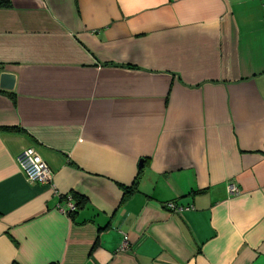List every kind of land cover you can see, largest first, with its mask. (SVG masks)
<instances>
[{
  "label": "crops",
  "instance_id": "crops-1",
  "mask_svg": "<svg viewBox=\"0 0 264 264\" xmlns=\"http://www.w3.org/2000/svg\"><path fill=\"white\" fill-rule=\"evenodd\" d=\"M3 71L0 264H264V0H0Z\"/></svg>",
  "mask_w": 264,
  "mask_h": 264
},
{
  "label": "built area",
  "instance_id": "built-area-1",
  "mask_svg": "<svg viewBox=\"0 0 264 264\" xmlns=\"http://www.w3.org/2000/svg\"><path fill=\"white\" fill-rule=\"evenodd\" d=\"M18 162L26 175V177L32 182H38L41 184H51L53 178V171L47 164V162L40 156L37 150L33 147L25 149L19 156ZM231 193H237L238 189L234 185L229 186ZM68 208L60 207V210L64 213H73L77 210L78 206L72 202L71 196H67ZM169 209L175 208L173 202L166 203ZM128 236H124V243L122 247H127Z\"/></svg>",
  "mask_w": 264,
  "mask_h": 264
},
{
  "label": "water",
  "instance_id": "water-1",
  "mask_svg": "<svg viewBox=\"0 0 264 264\" xmlns=\"http://www.w3.org/2000/svg\"><path fill=\"white\" fill-rule=\"evenodd\" d=\"M16 75L12 72L3 71L0 73V89L12 91L15 87Z\"/></svg>",
  "mask_w": 264,
  "mask_h": 264
},
{
  "label": "trees",
  "instance_id": "trees-1",
  "mask_svg": "<svg viewBox=\"0 0 264 264\" xmlns=\"http://www.w3.org/2000/svg\"><path fill=\"white\" fill-rule=\"evenodd\" d=\"M132 190H130V192H131Z\"/></svg>",
  "mask_w": 264,
  "mask_h": 264
}]
</instances>
